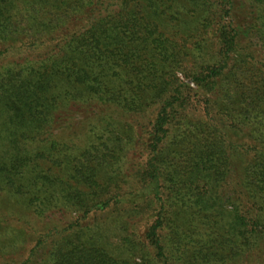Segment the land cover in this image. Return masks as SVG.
<instances>
[{"label": "trees", "instance_id": "1", "mask_svg": "<svg viewBox=\"0 0 264 264\" xmlns=\"http://www.w3.org/2000/svg\"><path fill=\"white\" fill-rule=\"evenodd\" d=\"M0 264H264V0H0Z\"/></svg>", "mask_w": 264, "mask_h": 264}]
</instances>
